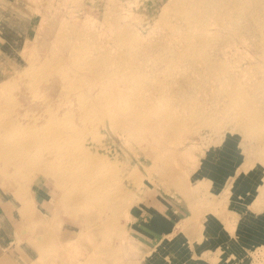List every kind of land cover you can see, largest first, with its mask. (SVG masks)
Returning a JSON list of instances; mask_svg holds the SVG:
<instances>
[{"label":"rangeland","instance_id":"1","mask_svg":"<svg viewBox=\"0 0 264 264\" xmlns=\"http://www.w3.org/2000/svg\"><path fill=\"white\" fill-rule=\"evenodd\" d=\"M0 108V127L23 112L68 137L29 152L43 169L0 170L5 250L21 264H170L173 237L236 194L257 189L264 207V0H0ZM71 151L92 159L60 178L51 157Z\"/></svg>","mask_w":264,"mask_h":264},{"label":"crops","instance_id":"2","mask_svg":"<svg viewBox=\"0 0 264 264\" xmlns=\"http://www.w3.org/2000/svg\"><path fill=\"white\" fill-rule=\"evenodd\" d=\"M256 190L236 194L226 209L225 203L223 209L210 210L213 215L201 223V229L191 224L192 229L182 231L180 238L174 236L171 247L167 246L170 264H250L253 252L264 248V207L255 209L253 206ZM0 204L4 211L0 212V264H21L25 254L17 256L13 250H5L10 244L13 249L15 240L8 229L12 220L6 217L11 203L9 207V203ZM227 212L231 215L230 221Z\"/></svg>","mask_w":264,"mask_h":264},{"label":"bare ground","instance_id":"3","mask_svg":"<svg viewBox=\"0 0 264 264\" xmlns=\"http://www.w3.org/2000/svg\"><path fill=\"white\" fill-rule=\"evenodd\" d=\"M246 4V3H245ZM244 4V5H245ZM263 4V3H262ZM247 5V4H246ZM256 9V8H255ZM3 104V103H2ZM12 105V104H11ZM1 109V108H0ZM25 109V108H24ZM1 112V111H0ZM40 114V112H37ZM1 116V114H0ZM21 117H23V112L20 114V113H16V115L14 117H12V119L10 120V122L6 123L4 126H1L0 127V163H1V167H0V170H5V174L10 178H12L15 173L17 171H19V167L22 165V163L24 164L25 162H31V163H35V162H38V167L42 166V169L45 167L43 166V164L40 165V160H36L35 158H31L29 156V152L31 150L35 151L38 150V147L41 145V144H44V147H46L47 145H51L54 143H59L61 141H66L68 140L67 138V135L65 134H61V133H58V132H54L52 131L54 128H56L57 125H61L59 122H57L56 120L53 119V117H41L39 118L41 120V126L33 129V125H29L28 122L26 121H20ZM1 118V117H0ZM46 121V122H45ZM45 122V123H44ZM3 124V123H2ZM60 127V126H59ZM58 128V126H57ZM62 128V127H61ZM50 131V133H49ZM57 131V130H56ZM62 131L59 130V132ZM26 132H29V134H31V136H27L26 135ZM61 134V136H60ZM86 137V136H85ZM85 140V139H84ZM85 142V141H84ZM55 146V144H54ZM50 148H53V146H51ZM25 152H27L25 154ZM85 154V155H84ZM83 155H78L77 151H71L70 154L68 155L67 158L63 159L61 158L60 154H54L51 158L54 160V162H56V165L57 163L59 164H63V161H65L66 163V171H62L61 173V177L60 178H71L72 177V174L74 173V171L79 168V166H82L85 161L89 160V158L92 159V156L91 155H87L86 153H84ZM80 156V157H79ZM43 160V159H42ZM67 163H69V165H67ZM88 163H91V161L87 162ZM93 163V162H92ZM7 165L9 166L10 170L12 172L10 173H7L6 171H8L9 169L7 168ZM54 165V166H56ZM22 167V166H21ZM29 168V166H26ZM25 167V168H26ZM7 169V170H6ZM21 169V168H20ZM37 169V168H36ZM29 169H27L28 171ZM61 170V169H60ZM23 171V170H22ZM30 171V170H29ZM32 171V170H31ZM45 171V170H43ZM9 172V171H8ZM21 172V171H20ZM19 172V173H20ZM18 173V172H17ZM16 173V174H17ZM30 173V172H29ZM26 174V173H25ZM28 178V177H27ZM32 179V178H31ZM30 179V180H31ZM27 181V179H25ZM23 181V180H22ZM21 181V182H22ZM70 181V180H68ZM62 182V181H61ZM79 176H74L72 181H70V186H72V184H76L78 185L79 184ZM63 183V182H62ZM22 185V183H20ZM19 184V186H20ZM69 184V182L67 183ZM25 186V185H24ZM69 186V187H70ZM21 187V186H20ZM23 187V186H22ZM100 192V191H99ZM98 195V191H92V193L90 194V196H96L97 197ZM20 196V194H19ZM76 198H74L73 202L74 204H77L79 202H81L83 199L81 197H79V195H75ZM88 196V197H90ZM87 197V198H88ZM26 198V197H24ZM23 198V199H24ZM22 199V200H23ZM86 199V198H85ZM87 200V199H86ZM25 201H22V204L24 205ZM9 204H7V207L10 206V202H8ZM12 203V202H11ZM34 203V202H33ZM88 203V202H87ZM21 204V205H22ZM26 204H28L26 202ZM40 204H41V207L42 209L44 210L45 207H48V203L47 201L45 200H41L40 199ZM85 204V202H84ZM9 205V206H8ZM83 206V205H82ZM74 206H72L69 210L72 212V213H75L74 212ZM6 208V207H5ZM74 209V210H73ZM23 210V209H22ZM21 210V211H22ZM3 212V211H2ZM35 212V211H34ZM25 213V212H23ZM30 214L32 213L29 212ZM80 212H78L79 214ZM25 214H23L24 216ZM29 215V214H28ZM32 215V214H31ZM30 215V216H31ZM26 216V215H25ZM24 216V217H25ZM76 216V215H74ZM58 217V216H57ZM78 217V216H77ZM88 217V216H87ZM90 217V216H89ZM110 217V216H109ZM28 219H31L28 218ZM59 219V218H58ZM97 220V219H96ZM30 221V220H29ZM51 221V220H50ZM50 223V222H49ZM90 223V222H88ZM92 224V223H91ZM91 224H89L91 226ZM99 224V223H98ZM93 226L97 225L96 224H92ZM70 226V225H69ZM74 226V225H73ZM106 226V225H105ZM92 227V226H91ZM91 227H87L88 229H90ZM49 228V227H48ZM51 228V227H50ZM6 229V228H5ZM94 229V228H93ZM100 229V227H99ZM30 231V230H29ZM28 231V232H29ZM47 231H49V229H47ZM69 231H73L72 229H70ZM86 231V230H85ZM99 231V230H98ZM74 232V231H73ZM4 233V232H3ZM32 233V232H31ZM6 234V233H5ZM10 234V233H9ZM15 234V233H14ZM96 234V233H95ZM34 236V235H33ZM97 236V235H96ZM45 237V235H44ZM6 238V237H5ZM32 238V237H31ZM29 239V238H28ZM34 241V240H33ZM71 240H65L63 239L62 242H64V244H69ZM37 242V241H36ZM59 242V241H58ZM39 243V242H38ZM52 243V242H51ZM121 243V242H120ZM45 244L43 243V246ZM34 246V245H33ZM41 246V244H40ZM38 246H36L37 248ZM45 247V246H44ZM43 247V248H44ZM35 248V247H34ZM35 248V249H36ZM46 248V247H45ZM44 248V249H45ZM121 248V247H120ZM52 249V248H51ZM38 250V249H37ZM46 250V249H45ZM117 251V250H116ZM48 252V251H46ZM76 252V251H75ZM78 252V251H77ZM50 253V252H49ZM40 254V253H38ZM81 254L83 255V252H81ZM115 254V252L113 253V255ZM70 255V254H69ZM78 255V253H77ZM81 255V256H82ZM78 260V259H76ZM80 261H76L75 263L73 264H79ZM100 264H103V263H100Z\"/></svg>","mask_w":264,"mask_h":264}]
</instances>
